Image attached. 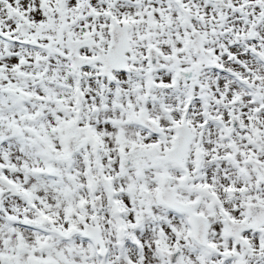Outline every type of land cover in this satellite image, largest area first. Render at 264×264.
<instances>
[{"label": "snow or ice", "instance_id": "6c2138e0", "mask_svg": "<svg viewBox=\"0 0 264 264\" xmlns=\"http://www.w3.org/2000/svg\"><path fill=\"white\" fill-rule=\"evenodd\" d=\"M0 264H264V0H0Z\"/></svg>", "mask_w": 264, "mask_h": 264}]
</instances>
